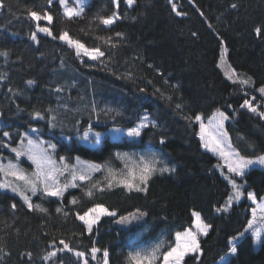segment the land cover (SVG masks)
Returning <instances> with one entry per match:
<instances>
[{
  "label": "trees",
  "instance_id": "16d2710c",
  "mask_svg": "<svg viewBox=\"0 0 264 264\" xmlns=\"http://www.w3.org/2000/svg\"><path fill=\"white\" fill-rule=\"evenodd\" d=\"M115 8L89 0L70 16L59 0H0V158L40 131L69 161L97 165L53 193L34 176L37 189L19 195L0 171V264H137L132 247L164 235L169 248L194 210L209 229L183 264H264V211L236 196L253 189L262 198L264 165L234 174L199 135L200 121L224 109L245 161L264 154V0H120L106 24ZM34 14L50 15V34L37 31ZM64 32L101 55L84 58ZM145 112L139 137L105 130L95 145L84 140ZM127 151H154L169 168L140 187L109 181L106 166L122 168ZM97 204L111 213L89 228L79 214ZM134 211L144 213L139 222L117 223Z\"/></svg>",
  "mask_w": 264,
  "mask_h": 264
},
{
  "label": "rangeland",
  "instance_id": "374dc122",
  "mask_svg": "<svg viewBox=\"0 0 264 264\" xmlns=\"http://www.w3.org/2000/svg\"><path fill=\"white\" fill-rule=\"evenodd\" d=\"M63 11L67 15H77L82 13L86 8L89 0H59ZM115 1V11L104 18L106 24H111L119 17L118 5L120 0ZM135 0H126L128 4H133ZM38 22L37 31L40 33L50 34L48 24L51 20L49 14L42 16L34 14ZM59 39L75 48L78 54L84 58L94 60L101 55V51L97 48H91L82 42L72 38L68 33L64 32ZM228 113L224 109L213 112L200 121L199 135L202 140L203 147L217 154L223 164L234 174L241 175L247 167L264 165V154L258 157H251L245 161L244 157L233 146L230 136L226 129V120ZM150 117L147 112L130 126L120 127L112 126L110 128L94 131L93 137H85L84 140L89 144L95 145L100 138L102 131L107 130L113 138L139 137L142 128L148 124ZM32 129V128H31ZM35 136L28 135L22 142V147L10 144L15 151L14 157L9 154L2 153L0 158V171L2 173L3 182L9 190L13 192L19 190L20 194H25V190H34L36 184L33 177L39 176L46 185H51V192H56L61 186L65 187L69 180H73L78 176H85L97 165L94 162L84 158L76 157L75 161H69L66 154L56 152L59 143L51 137H47L40 131H35ZM16 148V149H15ZM36 153L39 157L36 156ZM23 156V157H21ZM123 159L122 168H114L106 166L109 181L127 184L131 187H140L145 180L155 171L169 168V164L156 152L137 151L120 153ZM25 158L33 165L31 169L22 162ZM71 169L75 171L72 176L68 177ZM28 171V174L24 171ZM85 174V175H84ZM65 177L69 180H65ZM234 183V179H231ZM22 190V193L21 191ZM254 203L253 213L259 214L264 211V194L262 198H257L253 189L238 190L236 196L238 198L247 196ZM111 213V210L103 204L92 206L87 212L80 213V218L86 223L87 227H92L95 219L100 216ZM144 213L134 211L126 214L117 220L122 227H128L139 222ZM254 219L251 220L253 223ZM263 225L258 226L255 231V244L260 243V231ZM209 229V224L202 218L200 211H193V221L187 227L177 230L174 234L175 241L169 248H165L168 241L164 235L159 236L155 240L148 243L137 245L130 249L131 256L137 264H183L184 258L189 253L199 251V238ZM227 257L221 259L224 263Z\"/></svg>",
  "mask_w": 264,
  "mask_h": 264
}]
</instances>
